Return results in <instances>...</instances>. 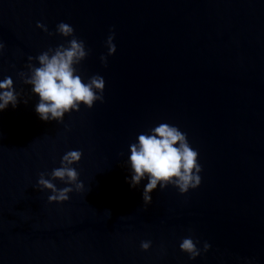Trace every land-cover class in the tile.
Returning a JSON list of instances; mask_svg holds the SVG:
<instances>
[{"label":"water","instance_id":"95a60500","mask_svg":"<svg viewBox=\"0 0 264 264\" xmlns=\"http://www.w3.org/2000/svg\"><path fill=\"white\" fill-rule=\"evenodd\" d=\"M38 22L85 41L77 67L103 76V103L39 118L18 73L66 41ZM0 41V80L21 92L0 111V264H264V0H0ZM165 122L198 150L201 184L158 186L145 206L129 146ZM77 149L84 190L49 203L39 174ZM189 236L210 244L194 260L179 248Z\"/></svg>","mask_w":264,"mask_h":264},{"label":"clouds","instance_id":"9594fccd","mask_svg":"<svg viewBox=\"0 0 264 264\" xmlns=\"http://www.w3.org/2000/svg\"><path fill=\"white\" fill-rule=\"evenodd\" d=\"M36 26L49 36L60 35L66 41L55 48H48L36 57L29 56L26 66L28 71L18 73L23 83L31 86V93L38 97L35 111L39 118L61 123L66 114L79 111L81 105L91 109L95 102L103 103V76L95 74L85 78L78 70L77 66L89 55L90 49H86L84 40L74 35V28L68 23L60 22L53 33L43 23L38 22ZM114 36L112 33L106 40L108 56L116 52ZM4 48V42L0 41V53ZM33 60L39 66L33 64ZM100 60L107 65L106 56L101 55ZM20 98L21 92L15 89L11 76L0 80V111H4L9 105L15 108ZM27 102L25 99L24 103ZM129 153L126 165L130 169V177H126V182L131 188H136L142 181H147L142 192L145 206L151 204V193L158 186L160 190H164L171 185L183 195L201 184L202 165L198 161L199 152L191 146L187 133L176 125L160 123L139 134L136 141L130 144ZM82 154L79 149L69 150L62 156L59 167L50 173L39 174L36 188L51 193L47 197L49 203L68 201L70 193L84 190V184L79 180V172L73 167L81 160ZM55 180H60L67 186L58 188ZM197 244L199 240L189 236L182 239L179 248L189 259L194 260L202 251L207 252L210 248L206 241L203 249L198 248ZM140 247L147 251L151 247V241H142Z\"/></svg>","mask_w":264,"mask_h":264}]
</instances>
